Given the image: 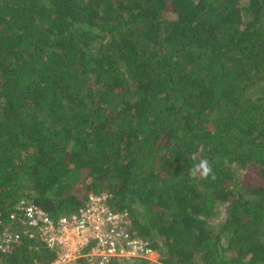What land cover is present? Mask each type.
<instances>
[{
  "label": "trees",
  "instance_id": "1",
  "mask_svg": "<svg viewBox=\"0 0 264 264\" xmlns=\"http://www.w3.org/2000/svg\"><path fill=\"white\" fill-rule=\"evenodd\" d=\"M101 190L164 264H264V0H0V214Z\"/></svg>",
  "mask_w": 264,
  "mask_h": 264
},
{
  "label": "built area",
  "instance_id": "2",
  "mask_svg": "<svg viewBox=\"0 0 264 264\" xmlns=\"http://www.w3.org/2000/svg\"><path fill=\"white\" fill-rule=\"evenodd\" d=\"M111 198L105 190L91 191L82 206L57 218L22 199L0 214V252L27 237L55 252L49 263L35 264H164L151 241L134 230L129 210H115Z\"/></svg>",
  "mask_w": 264,
  "mask_h": 264
},
{
  "label": "clouds",
  "instance_id": "3",
  "mask_svg": "<svg viewBox=\"0 0 264 264\" xmlns=\"http://www.w3.org/2000/svg\"><path fill=\"white\" fill-rule=\"evenodd\" d=\"M191 159L194 161L191 168H189L188 176L193 178L200 176L204 179L211 177L212 180L216 179V175L213 172V168L207 159H199L197 162L196 154H192Z\"/></svg>",
  "mask_w": 264,
  "mask_h": 264
},
{
  "label": "rangeland",
  "instance_id": "4",
  "mask_svg": "<svg viewBox=\"0 0 264 264\" xmlns=\"http://www.w3.org/2000/svg\"><path fill=\"white\" fill-rule=\"evenodd\" d=\"M246 178H247L249 181H252V183H254L255 180L257 179V178H255V179L253 180L251 174H247V175H246Z\"/></svg>",
  "mask_w": 264,
  "mask_h": 264
},
{
  "label": "crops",
  "instance_id": "5",
  "mask_svg": "<svg viewBox=\"0 0 264 264\" xmlns=\"http://www.w3.org/2000/svg\"><path fill=\"white\" fill-rule=\"evenodd\" d=\"M23 238H27V237H23ZM28 239H29V238H28ZM21 241H22V240H21ZM20 243H21V242H20ZM20 243H19V244H20ZM16 245H18V244H16ZM16 245H15V246H16ZM15 246H14V247H15Z\"/></svg>",
  "mask_w": 264,
  "mask_h": 264
}]
</instances>
